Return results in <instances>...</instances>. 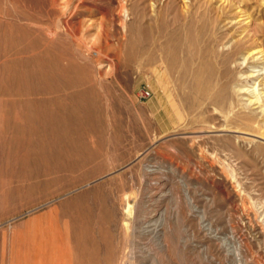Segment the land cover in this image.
<instances>
[{"label": "rangeland", "instance_id": "374dc122", "mask_svg": "<svg viewBox=\"0 0 264 264\" xmlns=\"http://www.w3.org/2000/svg\"><path fill=\"white\" fill-rule=\"evenodd\" d=\"M263 58L264 0H0V264H264Z\"/></svg>", "mask_w": 264, "mask_h": 264}, {"label": "bare ground", "instance_id": "6f19581e", "mask_svg": "<svg viewBox=\"0 0 264 264\" xmlns=\"http://www.w3.org/2000/svg\"><path fill=\"white\" fill-rule=\"evenodd\" d=\"M183 34H184V32H183ZM176 35H179V34H176ZM245 38L246 37H244V39ZM253 38H255L254 35L251 38H249L247 36V39H249L248 41L253 40ZM217 40H218V38L214 37L213 34L209 35L207 40H204L206 42L205 46L202 48L196 49V54H197L196 55V64L197 65H196V68L194 67L195 69H193V70H195L194 88L197 91V95L199 96L198 98L202 99L203 102L206 100H209L210 104L212 103L213 98L218 94L220 95V97H222L221 98L222 103H226L228 100L234 99L239 94V91L234 92L232 90V83H233V81H235V82L238 81L237 80L238 78L234 74L235 70L233 72L230 71V66L228 64V63H230L229 62L230 60L222 61L223 65L221 66V68L217 72V75L212 76V49L211 48ZM176 41H178V40H176ZM198 46H200V45H198ZM258 53H260V52H255V54H258ZM255 54H252L250 56V58L254 57ZM174 58H176V56ZM261 58L262 57H260V56L255 57L253 59V63L254 64L259 63ZM155 59H157V58H155ZM190 61H191V59H190ZM262 63H264V61ZM254 67H257V66L255 65ZM191 68H192V66H191ZM159 74L160 73H158V75ZM263 74H264V72H261V69L251 70V72H249L247 74V76H245V77L249 80H251V79H258V80L254 82L255 84L253 87H249V88H247V90H244L243 92L247 93V94L251 93V98L249 99L250 104L257 105L256 108L262 107L263 108L262 111L264 113V107H263L264 106V77L259 79ZM213 81H215V83L217 85V88H218L217 90L214 89ZM257 82H258L259 86L262 85L263 87L259 88V86H256ZM211 84H212V86H211ZM200 99H199V101H201ZM257 117H258V114H256V113H251L250 115H247V118L250 121H255L257 119ZM251 213H252V211H251ZM247 217H248V215H247ZM260 225H261V223H260Z\"/></svg>", "mask_w": 264, "mask_h": 264}, {"label": "built area", "instance_id": "2783aa9c", "mask_svg": "<svg viewBox=\"0 0 264 264\" xmlns=\"http://www.w3.org/2000/svg\"><path fill=\"white\" fill-rule=\"evenodd\" d=\"M150 95H151L150 90L147 88H141L138 90L137 93L138 98H140L141 100L149 98Z\"/></svg>", "mask_w": 264, "mask_h": 264}]
</instances>
